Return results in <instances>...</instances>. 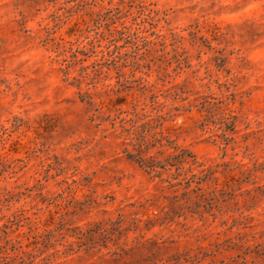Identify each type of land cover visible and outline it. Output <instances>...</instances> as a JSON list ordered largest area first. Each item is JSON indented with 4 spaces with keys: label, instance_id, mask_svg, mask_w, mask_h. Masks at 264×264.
I'll list each match as a JSON object with an SVG mask.
<instances>
[{
    "label": "clouds",
    "instance_id": "9594fccd",
    "mask_svg": "<svg viewBox=\"0 0 264 264\" xmlns=\"http://www.w3.org/2000/svg\"><path fill=\"white\" fill-rule=\"evenodd\" d=\"M0 264H264V0H0Z\"/></svg>",
    "mask_w": 264,
    "mask_h": 264
}]
</instances>
